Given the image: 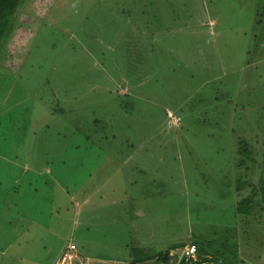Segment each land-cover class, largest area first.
I'll return each mask as SVG.
<instances>
[{"label":"rangeland","instance_id":"374dc122","mask_svg":"<svg viewBox=\"0 0 264 264\" xmlns=\"http://www.w3.org/2000/svg\"><path fill=\"white\" fill-rule=\"evenodd\" d=\"M28 1L0 47V264L193 242L264 264V224L236 213L264 182L238 153L264 156V0Z\"/></svg>","mask_w":264,"mask_h":264},{"label":"trees","instance_id":"16d2710c","mask_svg":"<svg viewBox=\"0 0 264 264\" xmlns=\"http://www.w3.org/2000/svg\"><path fill=\"white\" fill-rule=\"evenodd\" d=\"M28 3H29L28 0H0V47L1 48L2 47L7 48L6 44L10 37H12L15 42L26 39V36L21 39V36H22L21 33L25 31L23 27H26L27 31H25V34H27L30 31V29H32V27H30L31 24L26 26L24 24L21 25L20 22L22 20V17L25 16L26 13H32V11H28L26 9V5ZM49 3L50 4L48 6H51L52 4H54L52 0ZM45 13H46V10L43 11L42 14H45ZM39 17L40 15H38L36 19L32 21L34 25L37 23ZM42 17H44V15H42ZM19 34L21 36H19ZM25 43H26V40L24 41L22 45H24ZM238 153L240 155L248 157L249 161L250 162L252 161L253 166L260 168L261 162H258L259 160L253 159L254 157H258L259 155L262 161L264 156L261 157V153L258 152V150L252 149L251 146L249 147V144H246L245 142L240 141ZM244 163L245 162L242 161L239 164L242 165ZM241 184H247L248 190H246L244 193H241V192L239 193V199L236 204V213H238L240 217H243L245 222L247 220L252 221V219L254 220L257 219L255 221L257 226L264 224V220H262V217H261L262 212H264V182L243 181L241 182ZM190 245L195 246V252H197L196 256L199 254L198 255L199 257H197L196 260H199L202 262H210V263L215 264L213 259H208V257L205 254L202 255L203 250L201 247L198 246V244L193 242ZM138 250L141 251V249H138ZM200 251H202V253ZM183 253H184V250H183ZM194 253L190 256L183 255V257L187 261L191 260L192 262V259L194 260V257H196ZM64 255L72 256V259L70 260L69 264H87V258L83 257V255H81V253L77 251V246L72 243H70L68 246L64 248L62 255L60 256L58 261L55 262V264H60V261ZM167 258L168 256L157 257V255H147V256L139 258L138 261H145L148 259L165 260Z\"/></svg>","mask_w":264,"mask_h":264},{"label":"crops","instance_id":"0c3cea01","mask_svg":"<svg viewBox=\"0 0 264 264\" xmlns=\"http://www.w3.org/2000/svg\"><path fill=\"white\" fill-rule=\"evenodd\" d=\"M25 169H27L25 167ZM27 171H29V169H27ZM92 229L95 228V226H91ZM192 244V243H190ZM187 246H184L183 247V250L186 248ZM64 249L61 251V253H63ZM196 253H194V255L196 256ZM62 254H60L61 256ZM83 255V254H81ZM184 255V254H183ZM203 255V253H202ZM88 256H86L85 258H87ZM194 257V256H193ZM60 258V257H59ZM184 258V257H183ZM89 258H87V264H119L118 262H112V263H109L107 260H104L102 258H95V259H92V260H88ZM121 264H128V263H121ZM129 264H214V263H210V262H202V261H199V260H193L192 259V262L191 260H186L184 259V261L182 259H180V256L177 255V257L175 256V253L173 252L172 254H169L168 258L166 260H158V259H148V260H145V261H138V260H134L132 261V263H129Z\"/></svg>","mask_w":264,"mask_h":264},{"label":"built area","instance_id":"2783aa9c","mask_svg":"<svg viewBox=\"0 0 264 264\" xmlns=\"http://www.w3.org/2000/svg\"><path fill=\"white\" fill-rule=\"evenodd\" d=\"M195 252V246L194 245H190L188 247H186L184 249V255L185 256H190L192 255L193 253ZM67 258V260H66ZM72 259V256L71 255H64L63 258L61 259V264H69L70 260Z\"/></svg>","mask_w":264,"mask_h":264}]
</instances>
